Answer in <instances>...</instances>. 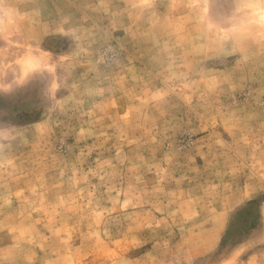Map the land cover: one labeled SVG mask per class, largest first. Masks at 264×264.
<instances>
[{
    "label": "rangeland",
    "instance_id": "rangeland-1",
    "mask_svg": "<svg viewBox=\"0 0 264 264\" xmlns=\"http://www.w3.org/2000/svg\"><path fill=\"white\" fill-rule=\"evenodd\" d=\"M0 264H264V0H0Z\"/></svg>",
    "mask_w": 264,
    "mask_h": 264
}]
</instances>
